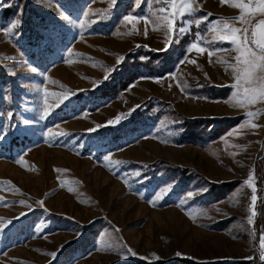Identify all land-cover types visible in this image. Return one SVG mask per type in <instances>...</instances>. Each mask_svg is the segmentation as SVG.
I'll use <instances>...</instances> for the list:
<instances>
[{"label": "rangeland", "instance_id": "1", "mask_svg": "<svg viewBox=\"0 0 264 264\" xmlns=\"http://www.w3.org/2000/svg\"><path fill=\"white\" fill-rule=\"evenodd\" d=\"M190 2L168 37L157 0H0V264H264V102L232 90L224 20ZM172 44L162 76L126 59Z\"/></svg>", "mask_w": 264, "mask_h": 264}, {"label": "snow or ice", "instance_id": "2", "mask_svg": "<svg viewBox=\"0 0 264 264\" xmlns=\"http://www.w3.org/2000/svg\"><path fill=\"white\" fill-rule=\"evenodd\" d=\"M115 3V0H112ZM140 0H135L136 5L138 6ZM158 3H162V6L158 9L159 14L162 17L161 23L162 27L166 30V36L171 37L173 33L176 36L184 35L185 28L184 27H174L173 22L176 19H181L185 15H189L193 12V6L190 0H157ZM223 3V0H222ZM152 0H149V6H151ZM258 5V7H257ZM241 7L243 10H246L248 15H241L234 18L225 19L221 24L216 22L213 24L212 31L215 32L212 42H226L229 43L232 48L235 49L239 53L234 59L236 64L240 66L239 74L236 76L237 83L231 85L234 89H236L237 95L241 98L244 104L253 105L256 103L264 102V19L257 21L255 25H252V20L255 19L257 14L264 15V0H238V3L235 5ZM171 9V11L169 10ZM20 14H22V8L20 9ZM85 20L87 21L88 14L85 13ZM61 16L64 19H68L67 16L64 15L63 11H61ZM149 16L146 17H136L133 14H129L124 17V20L128 24H133L136 21L144 20L146 23L145 27V35L147 34V21ZM205 18H201L203 20ZM163 21H167L164 23ZM95 22V21H89ZM201 21L196 22V26L199 27V23ZM233 22H238L242 27H235ZM21 21L19 19L15 20L11 29L17 28L20 25ZM81 28H86L88 25L86 22H80L79 25ZM251 27V31H250ZM201 41L199 38V34H197V41L190 44L187 51L190 53L192 51H196L198 54L206 51L204 46H200ZM230 49H220V50H209V56L213 54L214 51H231ZM195 63V61H191ZM32 71H36L35 68ZM107 79V76H105ZM53 83H55L53 81ZM241 84L244 85L243 90L241 91ZM50 95L57 96V99H62V95H58L52 93ZM242 106V105H241ZM45 115H47V106L45 108ZM248 116H253L255 114L248 113ZM7 116L9 117V123L12 127H15V122L11 120L13 113L8 112ZM122 118H127V114L118 115L115 120H110L107 123L115 125L120 122ZM23 126L30 125V121L28 119H23ZM253 127H257V125H252ZM99 127V126H98ZM5 135L3 128L0 129V139ZM53 136L57 135L56 133L52 134ZM115 164L119 166L121 164L120 161H116ZM135 176H141L142 173L140 171H134L132 173ZM253 177L249 176V179L244 183L251 187L253 195L251 196V215L249 217V223H251V216H254L255 213V203L257 201L256 188L253 184ZM174 187V184H169L167 186L161 187L157 194L155 200L152 203L155 205L157 201L162 199L164 195H166L171 188ZM200 194H203L207 191V188H201L198 190ZM195 193L193 191H189L187 193V197L193 198ZM20 203H24L21 201ZM42 203V201L40 202ZM264 243V241H262ZM131 255L136 256L135 252H132L129 249ZM55 256V253L52 254ZM177 255H180L179 253Z\"/></svg>", "mask_w": 264, "mask_h": 264}, {"label": "trees", "instance_id": "3", "mask_svg": "<svg viewBox=\"0 0 264 264\" xmlns=\"http://www.w3.org/2000/svg\"><path fill=\"white\" fill-rule=\"evenodd\" d=\"M177 48H178L177 44H172V46L168 50H164V51H152L151 49L148 50L146 49L144 51V54H146L145 61L143 60L144 58L139 57V55L142 52L141 51L142 49L138 48L126 54V59H131L132 61L130 62L131 65L134 62L135 64L133 67L134 70H137L138 68H142V67L147 68V65H153L154 67L153 71L147 73V75L154 74L156 76H162L166 73H169L174 68V65L178 62L181 53L180 55L177 54ZM125 67H127L126 64ZM130 70L131 68H128L126 70H123V72L130 73L131 72ZM137 74L139 73H135V72L133 73L134 77L132 80H134L137 77Z\"/></svg>", "mask_w": 264, "mask_h": 264}, {"label": "crops", "instance_id": "4", "mask_svg": "<svg viewBox=\"0 0 264 264\" xmlns=\"http://www.w3.org/2000/svg\"><path fill=\"white\" fill-rule=\"evenodd\" d=\"M195 2H197V5L199 7V10L205 12V16L208 15H214L215 16V20H225V19H229V18H234V17H238L241 16L242 13L243 15H248L246 10H243L241 7L232 5L234 3H238L237 0H195ZM192 5H194L193 2H191ZM258 7V5H257ZM242 12V13H241ZM264 19V15H260L257 14L255 16V19L252 20V25H255L257 23V21ZM234 24H240L238 22H233ZM240 27H242L243 25H239ZM251 30V27H250ZM234 56L236 57V51ZM230 67L229 65H227V68L225 66L224 70V74H227V71ZM240 71V66L236 64V62L231 66V68L229 69V74H233V75H238ZM232 90H234V88H232ZM235 91V90H234Z\"/></svg>", "mask_w": 264, "mask_h": 264}]
</instances>
